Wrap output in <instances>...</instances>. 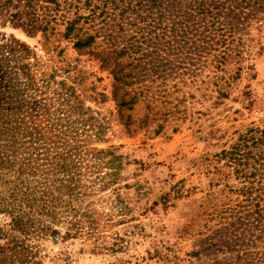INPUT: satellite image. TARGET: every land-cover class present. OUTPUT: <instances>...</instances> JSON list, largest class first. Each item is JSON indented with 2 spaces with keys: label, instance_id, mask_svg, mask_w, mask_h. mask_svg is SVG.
<instances>
[{
  "label": "rangeland",
  "instance_id": "374dc122",
  "mask_svg": "<svg viewBox=\"0 0 264 264\" xmlns=\"http://www.w3.org/2000/svg\"><path fill=\"white\" fill-rule=\"evenodd\" d=\"M26 1H0V40L32 49L34 84L42 90L47 81L51 90L31 98L57 99L53 92H66L63 82L73 89L71 133L104 152L97 164H115L100 170L105 188L90 164L80 189L58 194L60 214L44 219L56 233L6 231L2 244L24 242L41 264H264V142H257L264 130V0H146L136 13H128L126 0L123 8L98 10L95 20L85 0H57V21L47 34L31 35L17 25L29 19ZM152 1L157 7L149 11ZM154 23L178 30L175 53L164 55L159 69L146 66L149 55L131 64L128 49L145 47L149 37L134 39L138 29L147 34ZM89 36L92 47L76 48ZM135 95L131 108L119 107L118 100ZM47 105L55 114L57 101ZM84 114L101 123L99 139L82 132ZM62 130H52L57 141ZM7 142L11 148L0 151V227L6 228L17 217L12 205L22 189L37 190L39 182L29 171L38 162L31 137L10 131Z\"/></svg>",
  "mask_w": 264,
  "mask_h": 264
},
{
  "label": "trees",
  "instance_id": "16d2710c",
  "mask_svg": "<svg viewBox=\"0 0 264 264\" xmlns=\"http://www.w3.org/2000/svg\"><path fill=\"white\" fill-rule=\"evenodd\" d=\"M98 1L101 5H97ZM118 1L119 2L116 3V0H113V2L110 0H85L84 7L90 8L91 15L89 18L95 20L97 18V11L103 10L101 13L102 15L107 8L109 9V5L111 4H116V7L120 4L121 8H123L126 0ZM145 1L146 0H141L139 2L136 0H128V7L126 8L128 13L130 10L136 13L137 7L142 8ZM48 2L55 5L54 9L49 6L38 8L30 0L26 1L24 10L30 12L27 14L29 19L27 23L22 22L17 25L28 31L30 35L38 32L47 34L51 28V24L57 21L56 17L59 13L58 9L60 8V4L57 0H49ZM153 7H157V1H152L149 11L152 10ZM125 12L124 9L123 13ZM21 14L22 13L19 12L11 15V17L19 18ZM79 20L80 19H77L67 23L65 36L69 37L75 31V27ZM155 22H157V19H155ZM157 23H154V25L149 24L150 27L153 28V31L151 30L147 32V34L141 33L143 29H138L139 34L136 33L134 39L140 40L139 35H141V37L148 35L149 37L143 38L146 42L145 47L144 44L138 42L136 45H139V48L133 47L132 49H128V52L132 51L129 56L133 59L131 64L141 62L142 58H138V54H141L144 58L149 55L150 60L146 66L151 68L157 67V69H159L160 65H163L165 62L164 55L170 56L169 54L175 53L174 47L177 44L176 33L178 30L173 28L170 30V32L173 33H169L167 31V25H163L162 23L159 26ZM152 34H155L154 38L151 37ZM95 41L94 36H89L86 39H79L75 46L78 49L89 48L93 46ZM151 48L152 53H148ZM119 54L123 55L124 53ZM153 55L155 56L151 58ZM30 59H35L34 53L26 44L14 38L0 40V121L2 120L1 116H5L3 122H0V151L11 148L10 143L7 142V139L10 137V131L16 133V131L19 130L21 135L30 136L33 148L31 155L34 156V158L36 157L38 162L37 165L31 167L29 171L32 177L39 178L37 190L34 187L31 189H22L21 187L24 193L22 194L21 190H19L18 193L22 194V197L18 199V205H12L17 208V217L12 218L7 228L0 227V264H41L38 251H35L33 247L24 245V242H17L12 239L8 245L2 244L3 239L10 237L6 231L11 233L20 231L26 236H29L31 232L44 236H46L47 233H56L52 230L50 225L46 224L44 219H56L60 214L57 212V208L59 207L58 201H60L58 194L62 192L64 188H70L74 191L80 189L83 177L82 172L84 169H92V167H89L90 164L93 165L94 170L89 172L96 171L98 180L103 183L102 186L105 188L108 184L104 181L105 177L100 176V170L104 168H113L115 164L114 161L104 163L103 165L97 164L96 161L100 159L99 157L101 155H104V152L89 148L87 141H80L78 139V131L74 134L71 133L74 124L71 120L72 110L74 109L72 103L77 100L73 89H66L65 83L63 82L60 84V87L61 90H65L66 92H53L54 95H58L57 99L43 98V102L37 103L38 99L31 98L35 95L34 92L40 93V97L45 96L46 92L44 90H51V87L50 83L47 81H44L46 85H44L42 90L34 84L35 79L31 74L33 66L29 62ZM167 62L170 63L169 61ZM137 68L138 67L134 65V69ZM116 72L121 73L119 71ZM131 72H133V70H131ZM133 77L134 75L128 74V78ZM23 79H26L25 87L20 88L19 85L21 82L23 83ZM116 80L122 81V79L117 76ZM134 84L135 81H128V86ZM30 90H33V92L30 93ZM140 95H143V92H141ZM8 100H12L13 102L7 103ZM56 101L58 107L55 114H50L48 112L47 103H56ZM135 102L136 95L128 101L123 99L118 100V105L121 109L124 107L131 108ZM30 106H35V108ZM42 121H48V123H50L49 126L43 129L40 125ZM80 122L83 126L82 132L86 129V131H84L86 132L84 134L85 136H88V132H94V139L100 138L98 134L101 131L99 127L101 123L96 117L84 114ZM63 128L64 130H62ZM52 130H62L59 131V133L63 137L57 141L56 139L58 136L54 137ZM259 132L261 138L258 139L257 142H264V130ZM2 141L4 144H1ZM242 147L247 148V145L244 144ZM227 154L228 153H224L225 156H227ZM231 156H233V154H231ZM259 156L263 158L264 152H260ZM23 196L25 198L22 200ZM26 211L29 212L26 213ZM13 212H15V210L10 211L9 214L14 216ZM26 215H30L31 217L24 222V217ZM35 215L37 218L40 217V219L34 221L33 217ZM71 226L75 227L73 224ZM79 230L78 228L77 232H79Z\"/></svg>",
  "mask_w": 264,
  "mask_h": 264
}]
</instances>
